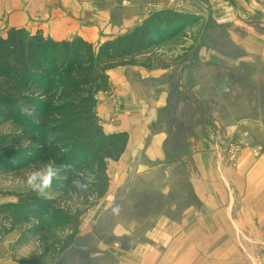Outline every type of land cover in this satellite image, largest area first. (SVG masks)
Listing matches in <instances>:
<instances>
[{
	"label": "crops",
	"instance_id": "1",
	"mask_svg": "<svg viewBox=\"0 0 264 264\" xmlns=\"http://www.w3.org/2000/svg\"><path fill=\"white\" fill-rule=\"evenodd\" d=\"M190 1L196 5L190 15L221 19L222 27L209 31L208 38H222L198 48L199 54L186 64L166 65L158 55L156 65L114 69L109 91L97 97L96 114L104 132L129 137L125 153L111 166L115 175L109 194L117 201V213L131 212L132 220L147 216L155 203L170 212V218L156 215L174 228L173 238L159 241L172 243L160 246V258L171 250L166 258L188 259L190 264H247L245 244H253L254 258L264 239V174H255L264 159L247 153L238 174H232L214 138L220 135L224 141L226 132L236 130V141L253 147L258 144L251 143L252 132L262 135L264 130L257 123L264 120V0H220L227 8L216 13L208 4L218 0H204L206 6L203 0ZM189 3L0 0L1 36L25 29L56 41L83 39L100 47L131 33L153 14ZM216 105L221 111L215 114ZM247 167L250 173L242 174ZM169 188L173 192L166 196L161 190ZM164 198L169 201L162 203ZM118 249L102 257L97 246L95 259L100 258L95 264H151L149 258L120 255ZM0 252V264H17L8 251Z\"/></svg>",
	"mask_w": 264,
	"mask_h": 264
},
{
	"label": "trees",
	"instance_id": "2",
	"mask_svg": "<svg viewBox=\"0 0 264 264\" xmlns=\"http://www.w3.org/2000/svg\"><path fill=\"white\" fill-rule=\"evenodd\" d=\"M191 24V18L168 9L97 49L83 39L56 41L25 29H11L0 38V175L49 162L57 168L69 166L58 173L46 195L31 190L0 204V245L20 229L13 247L33 240L40 244L31 264H43L69 246L55 231L75 225L77 217L60 208V199L72 193L104 196L107 162L118 161L128 143L127 134L105 133L96 114L98 95L110 89L109 73L156 65V51ZM86 171L93 173L88 185L79 178Z\"/></svg>",
	"mask_w": 264,
	"mask_h": 264
},
{
	"label": "rangeland",
	"instance_id": "3",
	"mask_svg": "<svg viewBox=\"0 0 264 264\" xmlns=\"http://www.w3.org/2000/svg\"><path fill=\"white\" fill-rule=\"evenodd\" d=\"M189 2V5L186 4L185 6V4H178L171 9L176 14L191 18L193 24L185 28L183 34L177 40L162 46L156 51V55H160V58H162V61L164 60L166 65L175 66L180 63L186 64L190 62L192 59L191 57L199 54L198 48L204 47V44L207 42H215L217 38L219 40L222 38L221 35H218L217 38H208L209 31L216 27H222L221 19L211 20V18H206L204 15H202L203 17L197 16L196 13L190 15L193 9L195 10L194 6L196 5L191 4L190 0ZM202 2L206 6L205 3L207 2L204 0ZM204 5V9H206ZM223 5L224 4L220 0L216 1L213 6H211L210 3L208 4L213 13L222 12L227 8V6ZM234 5L242 6L243 4L235 3ZM201 12L202 14H206L204 11ZM4 32L5 29L3 30V26H0V38L6 37V35L1 36ZM93 46L97 49L99 44H93ZM220 111V105H216L214 108L215 114ZM257 123L264 127V120L258 121ZM226 133L227 136L223 137V139L226 140L223 141L221 137H219L220 135L217 134L219 136L214 138V142L217 144L218 154L223 160V164L227 166V169L232 174H238L241 159L247 153H251L254 159H264V130L262 135L258 134L256 131L252 132L251 137L253 140L251 139V143L258 144L253 147H245L236 141V130L230 135L229 132ZM222 136L224 135L222 134ZM117 162L118 161L111 160L107 162V175L109 181L108 189L104 196L98 198L97 195H93L89 192L84 194L72 193L71 198L60 199V208L72 214L73 217H77V222L73 226L64 227L55 231L60 241H70L69 246L63 252H57L54 257L44 259L43 264H95L100 258V256H98V259H95L97 246L98 252L103 253L102 257H104L105 254H109V249L111 248H123V250L118 249V252L121 253L120 255L126 254L125 252L129 254H139L140 260L149 258L151 264L191 263V260L188 259L166 258L167 256L170 257V253H173L171 250H167L166 255H168L165 258H160L163 251L158 254L160 246L166 248V246L172 245V243H161L159 241L164 240L166 236L174 234L172 224L167 223V225L164 226V223L170 220H158L156 217L157 214H160V216L167 214L165 217L170 218V212L165 211L163 205L155 203L151 206L152 210L147 212V216H139V219L134 220H132L133 214L124 209L119 210V213H117V206L115 205L117 201L116 199H112L111 197L113 196L109 194V186L111 185L110 177L115 175L110 174L111 166L113 163ZM43 166L44 165H34L20 173L0 175V204L14 202L17 195L31 191L32 189L26 184V176L29 172ZM250 169L251 167H247V171L242 174L250 173ZM92 174V171L79 173L80 181L85 182L87 185L91 184L93 180ZM255 174H264V164L262 167L259 166V170H257ZM116 175L118 176V174ZM119 183L121 182L119 181ZM161 191H164L163 193L166 196L170 195V192H173L170 188ZM48 196L53 197L58 195L49 194ZM160 197L161 196H156L155 200H158ZM163 201L168 202L169 199L164 198V200L162 199V203ZM113 216L115 219L112 218ZM111 219H113V221H111ZM138 220L141 224L133 226L132 223H136ZM20 234L21 231L18 229L16 232L6 237L0 245V250L5 253L8 251L17 264H31L40 253V244L38 241L33 240L22 248L13 247L20 238ZM171 238H173V236H171ZM252 245L253 244L250 242L245 244L250 252V254H248L247 251L245 252L247 264H255L257 260L258 254H256L254 258L253 253L251 254ZM259 247L260 254H262L264 250V239L259 244ZM127 248L129 251H127ZM257 253H259V251Z\"/></svg>",
	"mask_w": 264,
	"mask_h": 264
},
{
	"label": "clouds",
	"instance_id": "4",
	"mask_svg": "<svg viewBox=\"0 0 264 264\" xmlns=\"http://www.w3.org/2000/svg\"><path fill=\"white\" fill-rule=\"evenodd\" d=\"M68 167V165H61L57 168L52 162H49L43 167L29 172L26 176V184L33 191L44 196L51 189L53 180L59 178L58 173ZM73 184L77 187L81 186L77 180H73Z\"/></svg>",
	"mask_w": 264,
	"mask_h": 264
},
{
	"label": "built area",
	"instance_id": "5",
	"mask_svg": "<svg viewBox=\"0 0 264 264\" xmlns=\"http://www.w3.org/2000/svg\"><path fill=\"white\" fill-rule=\"evenodd\" d=\"M255 264H264V250L263 253L257 257Z\"/></svg>",
	"mask_w": 264,
	"mask_h": 264
}]
</instances>
